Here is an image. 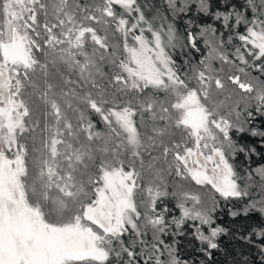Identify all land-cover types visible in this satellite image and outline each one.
I'll return each instance as SVG.
<instances>
[{"label": "snow or ice", "instance_id": "6c2138e0", "mask_svg": "<svg viewBox=\"0 0 264 264\" xmlns=\"http://www.w3.org/2000/svg\"><path fill=\"white\" fill-rule=\"evenodd\" d=\"M0 264H264V0H0Z\"/></svg>", "mask_w": 264, "mask_h": 264}, {"label": "trees", "instance_id": "16d2710c", "mask_svg": "<svg viewBox=\"0 0 264 264\" xmlns=\"http://www.w3.org/2000/svg\"><path fill=\"white\" fill-rule=\"evenodd\" d=\"M233 2L236 3L239 6V4L241 3V0H233ZM178 24H179V26L181 28V31H183V21L178 22ZM226 38H227V34H225V39ZM200 46H201V48H203L202 42H200ZM177 214H178V212H177ZM217 259L219 260V259H223V258L218 256Z\"/></svg>", "mask_w": 264, "mask_h": 264}]
</instances>
